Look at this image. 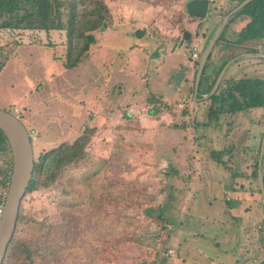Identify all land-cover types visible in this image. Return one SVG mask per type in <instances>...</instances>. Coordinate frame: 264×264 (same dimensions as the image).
Masks as SVG:
<instances>
[{
    "label": "rangeland",
    "instance_id": "obj_1",
    "mask_svg": "<svg viewBox=\"0 0 264 264\" xmlns=\"http://www.w3.org/2000/svg\"><path fill=\"white\" fill-rule=\"evenodd\" d=\"M103 1L114 15L113 27H135L136 22L143 23L140 35L127 38L125 44L131 45L129 49L117 46L110 50L115 47L102 41L91 46L87 56L81 60V66L78 64L71 69L64 68L59 59L60 55L64 58L65 47L59 49V43L49 46L46 41L50 40L40 36L44 33L28 37V43L23 41L25 36L21 35L24 34H18L16 41L10 40L0 51L1 65L10 58L0 74V109L11 113L14 106L22 109L21 122L26 129L32 127L37 133L36 140L32 141L34 160L62 141L72 142L86 125L96 127L86 146L85 159L58 172L53 181L44 175L40 181L47 183L46 186H38L28 192L21 204L14 241H35L46 225H57L63 244L58 264H141L149 252L154 251L160 256L165 251V241L160 237L167 228L169 216L166 209L160 210L159 214L147 215L145 212L151 207L157 208L158 203L167 204V178L173 171L168 162L172 160L171 153L177 150L176 145L187 135L173 130L170 134L168 131L159 133L163 126L155 132L153 123L157 119L154 114L158 109L160 114L164 113L159 118L161 124L180 126L193 122L191 118L181 117L185 113L181 114L182 108H177L174 102L168 104L169 108L163 107L162 103L172 100L173 96L183 95L188 86L182 81L188 74V60L182 63L183 59L193 49L203 51L212 30L240 0L210 1L206 19L202 21L186 13L188 0H137L140 1L137 6L135 0ZM233 16L223 28V39L214 47L216 54L221 51L217 60L224 58L229 61L252 47L255 51L264 52V41L236 43L239 26L247 22L248 17ZM106 28L109 27L93 33L104 37ZM185 31L190 34L189 38L171 54V48L180 44ZM48 35H62L64 38V32L60 31ZM118 38H111L110 43H123ZM259 44H262L260 49ZM21 45H34L42 60L39 61L35 54L31 57L30 49ZM44 46H53L52 52L44 51ZM158 55H161V60ZM48 58L53 59L49 65L46 64ZM105 59L112 61V64L108 63L114 66L113 70ZM244 59H250L247 63L252 61V66L241 68L239 76L264 77V58L239 61ZM120 60L121 68L116 70ZM211 64L209 62V66ZM206 74L208 69L197 88V96L201 97L197 102L194 98L191 102L196 110L202 108L201 117L197 115L200 121H205L204 112L210 106V102L199 103L205 99L201 91ZM226 81H222V87ZM93 84L94 87L89 88ZM220 90L221 84L216 93L219 94ZM225 103L223 97H218L217 109L224 107ZM222 114L225 116L223 126L231 122L230 113L221 111L213 115V123L218 125ZM205 127L200 124L198 128L203 132ZM217 131H220L224 142L231 143L228 128L217 127ZM201 144L206 146L208 139L203 138ZM258 152L259 146L253 155V165L257 163ZM111 155L110 167L101 165L100 162ZM9 160V151H0V196L6 190L1 180L9 167ZM157 161L164 164L155 163ZM163 190L166 193L164 197ZM157 193L163 198H157ZM126 217L133 218L135 222L128 227L115 222L122 224ZM258 217V220L253 215L250 217V226L264 239L263 228L261 225V230L257 227L263 219V211L259 210ZM169 219L173 224V219ZM112 224H115L114 229ZM173 228L169 229L173 235L170 246L175 254L167 258L165 264L171 259H178L180 263L185 261V264L206 261L207 244L213 239L194 240L190 231L178 232ZM221 234L220 231L215 232L216 238L219 239ZM211 236L215 237L214 234ZM4 264L19 263L6 260ZM39 264H46V261L41 260Z\"/></svg>",
    "mask_w": 264,
    "mask_h": 264
},
{
    "label": "crops",
    "instance_id": "obj_2",
    "mask_svg": "<svg viewBox=\"0 0 264 264\" xmlns=\"http://www.w3.org/2000/svg\"><path fill=\"white\" fill-rule=\"evenodd\" d=\"M138 2L140 1L135 0L136 6L139 4ZM110 14L112 23L107 24V27H109L105 30L107 34L101 38L99 35H94L95 43L92 45L100 44L103 41V43L115 47L110 48V50L116 49L117 46L129 49L131 45L129 46L125 44L127 38L131 35H140L143 32V23L138 21L135 23V27L126 25L115 28L113 27L114 15H112V12ZM205 19L206 18H200V21ZM245 23H242L239 26L238 31ZM133 28H135L134 32H130ZM52 32L57 31H50L48 34H51ZM41 33L45 34L40 35L41 37L44 36L45 39L50 40L46 41L47 44L48 42H51V44L59 43L60 45H57V47L59 46L58 48L62 49L61 42L64 39L62 35H46L44 31H41L39 34ZM18 34L19 33L10 30H0V51L10 40L16 41V36H18ZM33 35L35 36L36 34L29 33L21 36H25V40L23 39V41L26 43L29 40L28 37ZM117 36H119V40H123V43L120 42L121 44L119 45H112V43H110L111 38L114 40ZM245 43L246 42H244V44ZM51 44L48 45L51 46ZM21 46L24 48L27 47V49L31 50H28L31 57V54H35L39 61L42 60L41 57H39L41 55L38 53L34 45ZM181 46L182 43L171 48V54L176 52V48ZM18 47H20V45L14 49L13 54L16 53ZM44 48L46 49L43 50L47 53L48 51L52 52L53 50V46H44ZM91 48L92 47H90L89 50H91ZM195 50L198 52L196 58H191V53H189L182 61L183 63L185 60H188V67L185 66L188 69V74L183 77L182 80L186 84L188 83V86L183 95L181 97L173 96L172 100H164V103H162V105H166V107L169 108L168 104L171 103V101L174 102L177 108H182L181 114L185 113V115L181 117L187 120L191 118L193 122L191 124L186 122L180 126H171L172 123L161 124L159 123V118L164 115V113L160 114L158 109L157 113L154 114L157 119V122L153 123V130L155 132H158L159 127L163 126V129H161L159 133L168 131L170 134L173 130L182 132V134L187 136H184L185 138L183 137V141L180 140V143L176 145L177 150L174 153H171L172 160L168 162L173 171L168 173L167 178V204L165 205V203L162 202L161 204L158 203L156 206L157 208L154 209V207H151L145 212L147 215L148 213L159 214L160 210L166 209L169 218L173 219L174 223L171 224L169 222L170 219L168 218L167 228L165 229L166 232H162L163 234L160 237L161 240L163 239L165 241V251L161 252L160 256L154 251L149 252V254L143 257L141 264H165L167 258L172 257L175 254V251L170 246L173 241L172 231L169 232L170 227H174L173 231H190V236L194 240L203 239L205 237L213 239L212 243L210 242L207 244V252L204 256L206 261H202L200 264H254L264 253V239L258 234V230H254L250 226V217L253 215L255 216V219L258 220L259 210H261V212L263 211L257 173L254 175L255 163L253 165L252 160L256 147L260 146L264 131V107L249 108L230 113L232 116L231 122L224 126V114H222L221 121L217 125L213 123V115L209 117L208 109L206 112L203 111L205 113V118H203L205 121L198 120V118L201 117L200 114H202V108L196 110L195 107L191 105V102L193 98L195 100L194 102H197L199 97H201L193 92L195 74L202 52L197 49ZM156 51L157 54L160 53L158 50ZM211 51L213 55L210 64L212 63L213 65L211 64L208 67V74H206L201 91L203 97L210 91H206V89L211 83L216 69L224 60V58L222 60H217V56L220 55L221 51L216 54L214 47H212ZM215 54L216 59L214 58ZM60 56L61 58L59 59H61L63 64V55ZM160 56L161 55H158L159 60H161ZM9 59H7L4 64L0 65V74L2 70L5 69ZM52 60L53 59L48 58L46 64ZM244 60L245 61L236 60L227 66L219 82L221 87L223 85V80H228L229 78L237 79L244 76L243 74V76H239L240 69L243 67L245 68L246 65H250V67L252 66V61L251 63H247L250 59ZM108 62L112 64V61L106 60V63ZM182 63L179 62V65ZM110 64L108 66L113 70L114 66ZM121 64L122 60H120V65L116 70L121 68ZM79 65L81 66L82 62H80ZM44 66L47 67V65ZM40 67H42V64ZM233 75L236 76L234 77ZM94 85L95 84L88 87L92 88ZM204 98L205 99L199 101V103L207 104L208 102H211L209 97ZM186 106H188L187 109H185ZM18 109L22 112V109ZM197 115H199V117ZM200 124L206 125L203 132L198 128ZM217 127L225 128V130L227 128L229 129L231 143L224 142L220 131H217ZM203 138L208 139V144L206 146L201 144ZM182 158L184 159L182 160ZM155 163H161V165L164 164L163 161H157ZM162 196H166L165 190H163ZM163 197H161V194L157 193V198ZM253 222L254 221H252V223ZM258 223L259 225L257 227L260 229L262 227V221L260 220ZM202 229L205 231L203 232ZM161 230L163 229L161 228ZM218 231L222 233L219 239L215 236V232ZM211 234H214L215 237H212ZM193 247L195 248V246ZM169 250L172 251V254L168 253ZM185 263V261L180 263L178 259H171L168 260L167 264Z\"/></svg>",
    "mask_w": 264,
    "mask_h": 264
},
{
    "label": "trees",
    "instance_id": "obj_3",
    "mask_svg": "<svg viewBox=\"0 0 264 264\" xmlns=\"http://www.w3.org/2000/svg\"><path fill=\"white\" fill-rule=\"evenodd\" d=\"M239 15L248 17V21L237 32L236 43L264 41V0L250 1L233 18ZM110 22L111 14L103 0H0V30H10L19 34L26 32L39 34L44 31L47 35L50 31L64 32V39L61 42V45L65 47L63 66L68 69L77 66L87 56L90 47L95 43L93 32L104 28ZM222 39L223 32L220 33L213 47ZM48 44L50 45L51 42ZM247 51L255 50L252 47ZM212 55L211 51L204 64L200 80L209 67ZM226 62L227 60H223L218 66L206 91L211 89ZM216 91L209 96L211 101L208 108L209 117L221 111L235 113L249 108L264 107V77L229 78L223 89L221 87L219 94ZM218 97H223L226 103L224 107L217 109L216 100ZM163 106L166 107V105ZM95 131L96 127L86 125L72 142L62 141L39 154L34 160L33 174L26 194L38 186H46L47 183L40 181L44 175H47L49 181H53L58 172L84 160L87 156L86 146ZM2 142L7 144V140L0 130V143ZM112 158L111 155V157L102 160L101 165L109 168ZM254 168V175H256L257 163ZM262 172L264 182V156ZM4 181L1 180V183H5ZM20 212L21 207L18 221ZM115 222L128 227L135 220L126 217L122 224L120 221ZM111 228L114 229L115 224H112ZM43 230L35 241L26 239L14 241V233L2 264L6 260L9 263L18 262L19 264H39L41 260L46 261V264L60 263L58 254L63 244L58 235V226L49 224Z\"/></svg>",
    "mask_w": 264,
    "mask_h": 264
},
{
    "label": "water",
    "instance_id": "obj_4",
    "mask_svg": "<svg viewBox=\"0 0 264 264\" xmlns=\"http://www.w3.org/2000/svg\"><path fill=\"white\" fill-rule=\"evenodd\" d=\"M252 0H242L236 7L229 11L216 25L211 38L203 49L194 80V94L197 93V88L200 81V76L206 60L211 52V49L222 32L228 20L241 10L247 3ZM209 0H188L185 4L186 13L192 17L205 18L207 15ZM189 33L184 32L183 40L189 38ZM243 58H264V52L251 51L242 53L225 63L218 73L213 86L210 91L204 96L212 95L223 76L227 66L239 59ZM0 130L5 136L11 153V172L9 176V183L7 187L5 202L3 206L2 215L0 217V264L3 263L7 248L16 230L18 216L23 198L26 195V190L32 178L34 168V157L32 151V142L29 138L26 127L20 119L13 113L0 109ZM264 156V131L262 134L261 143L259 146L258 160H257V180L261 193V201L263 207L262 227L264 231V182L262 175V161ZM264 260V253L262 257L254 264H260Z\"/></svg>",
    "mask_w": 264,
    "mask_h": 264
},
{
    "label": "built area",
    "instance_id": "obj_5",
    "mask_svg": "<svg viewBox=\"0 0 264 264\" xmlns=\"http://www.w3.org/2000/svg\"><path fill=\"white\" fill-rule=\"evenodd\" d=\"M210 1H212V0H209V2H210ZM29 33H31V32H29ZM29 33L26 32L25 34H29ZM258 47H259V49H260V48L262 47V44H259ZM197 55H198V52H197L195 49H193V51H192V53H191V58L194 59V58L197 57ZM12 113H13L18 119L21 120V114H22L21 110H19L18 108L14 107V108L12 109ZM27 132H28V135H29V138H30L31 142H32V141H35L36 138H37V133H36L35 129L32 128V127H30V128L27 129ZM5 197H6V194H5V193H4L3 195L0 196V217H1V215H2L3 206H4V202H5ZM169 253L172 254V251L169 250ZM260 264H264V260H263Z\"/></svg>",
    "mask_w": 264,
    "mask_h": 264
},
{
    "label": "flooded vegetation",
    "instance_id": "obj_6",
    "mask_svg": "<svg viewBox=\"0 0 264 264\" xmlns=\"http://www.w3.org/2000/svg\"><path fill=\"white\" fill-rule=\"evenodd\" d=\"M5 137V136H4ZM4 150H8L9 151V153H10V149H9V146H8V142H7V144H4L3 142L2 143H0V151H4ZM11 161H12V158H11V153H10V160L8 161V164H9V167H8V169H6L4 172H3V180H5L4 182V184L6 185V190H5V194H6V192H7V187H8V183H9V176H10V172H11ZM8 179V181H6ZM3 193V194H4Z\"/></svg>",
    "mask_w": 264,
    "mask_h": 264
}]
</instances>
